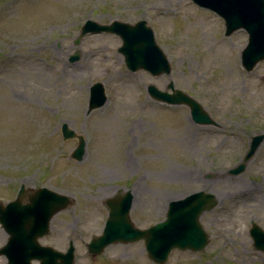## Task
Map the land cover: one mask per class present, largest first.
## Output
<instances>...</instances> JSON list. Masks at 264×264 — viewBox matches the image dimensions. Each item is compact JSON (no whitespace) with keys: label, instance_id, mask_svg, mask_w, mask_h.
Returning a JSON list of instances; mask_svg holds the SVG:
<instances>
[{"label":"rangeland","instance_id":"rangeland-1","mask_svg":"<svg viewBox=\"0 0 264 264\" xmlns=\"http://www.w3.org/2000/svg\"><path fill=\"white\" fill-rule=\"evenodd\" d=\"M87 20H146L170 73L128 70L114 34L75 44ZM246 40L243 30L225 36L223 21L190 0H0V202L12 201L20 185L69 195L72 203L53 216L40 245L64 252L72 242L74 264H155L143 241L88 254L107 218L105 200L130 192V219L145 229L165 218L169 201L202 190L217 202L200 217L207 246L172 250L164 264H264L248 232L251 222L264 230V139L242 174L228 173L250 139L264 134V61L245 72ZM95 82L107 99L87 113ZM170 83L215 125L196 124L187 106L148 96L149 84L165 91ZM63 123L86 140L80 162L71 158L77 140H62ZM6 239L0 227V247ZM0 264H7L3 255Z\"/></svg>","mask_w":264,"mask_h":264},{"label":"water","instance_id":"water-1","mask_svg":"<svg viewBox=\"0 0 264 264\" xmlns=\"http://www.w3.org/2000/svg\"><path fill=\"white\" fill-rule=\"evenodd\" d=\"M192 1L222 17L226 36L238 29L245 30L248 38L241 52V64L246 71H251L258 62L264 60V0ZM101 32L114 33L121 38L122 45L118 48V52L124 56L125 65L131 71L143 69L154 76L169 74V62L156 44L153 32L146 26L145 21H139L134 25L122 22L100 25L87 21L75 43L87 33ZM77 59L78 56L75 55L70 57L71 61ZM168 87L172 89V94L159 91L152 85L148 86L147 91L158 101L186 104L196 123H214L197 102L181 91L174 90L171 84ZM105 100L102 84L95 83L90 90L88 112L101 107ZM61 132L64 140L75 136L65 123L62 124ZM263 139L264 134H257L251 138L249 149L242 162L229 170L230 174H241L245 170L246 163ZM78 141V146L72 153V158L75 160H80L84 152L83 139L78 137ZM24 195L25 189L21 186L14 201L5 205L0 203V225L8 235L5 245L0 248V255L6 257L7 264H30L32 260H38L39 264H73L72 243L65 253L38 243L39 238L49 233L53 215L71 203L69 196L42 187L27 194V202L22 204ZM131 203L130 192L106 201L108 218L102 234L92 237L87 244V250L92 256L100 254L113 243L143 240L149 257L155 263L162 264L174 248L196 252L206 246L208 237L198 219L203 212L211 210L216 205L211 193L199 191L170 201L165 219L144 230L135 228L129 219ZM249 234L253 240V247L264 252V231L253 223Z\"/></svg>","mask_w":264,"mask_h":264},{"label":"bare ground","instance_id":"bare-ground-1","mask_svg":"<svg viewBox=\"0 0 264 264\" xmlns=\"http://www.w3.org/2000/svg\"><path fill=\"white\" fill-rule=\"evenodd\" d=\"M189 125H184L183 126V129H184V133H185V135H184V139H185V142H187L188 140H189ZM172 169V168H171ZM171 172V171H170ZM171 173H176L175 171H172ZM245 191V190H244ZM238 194H240V193H238Z\"/></svg>","mask_w":264,"mask_h":264}]
</instances>
